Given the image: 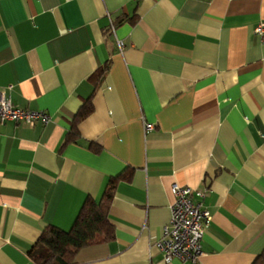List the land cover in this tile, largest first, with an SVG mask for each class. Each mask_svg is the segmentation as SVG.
Instances as JSON below:
<instances>
[{"label":"crops","instance_id":"1","mask_svg":"<svg viewBox=\"0 0 264 264\" xmlns=\"http://www.w3.org/2000/svg\"><path fill=\"white\" fill-rule=\"evenodd\" d=\"M259 24L264 0H0V92L49 117L0 125V264H35L41 233L69 231L112 180L113 237L75 264H183L154 245L173 185L204 193L198 264H253L264 251Z\"/></svg>","mask_w":264,"mask_h":264},{"label":"built area","instance_id":"2","mask_svg":"<svg viewBox=\"0 0 264 264\" xmlns=\"http://www.w3.org/2000/svg\"><path fill=\"white\" fill-rule=\"evenodd\" d=\"M256 35L264 40V24L255 28ZM121 46V45H120ZM47 123L49 117L43 112L18 110L10 99L0 92V125L6 122L33 126L36 121ZM146 126V129H150ZM174 198L169 225L154 245L162 254L165 263L178 259L183 264H198L201 257V239L211 222L209 212L201 203L204 193L173 185Z\"/></svg>","mask_w":264,"mask_h":264},{"label":"trees","instance_id":"3","mask_svg":"<svg viewBox=\"0 0 264 264\" xmlns=\"http://www.w3.org/2000/svg\"><path fill=\"white\" fill-rule=\"evenodd\" d=\"M90 112V102H87L79 109L73 122L78 124ZM113 181L99 203L89 198L85 201L69 231L46 228L30 253V259L35 264H75L82 249L110 241L113 230L108 221V212L115 191ZM253 264H264V251Z\"/></svg>","mask_w":264,"mask_h":264}]
</instances>
